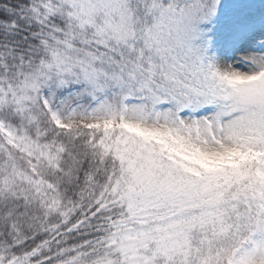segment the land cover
Instances as JSON below:
<instances>
[{"label":"snow or ice","instance_id":"snow-or-ice-1","mask_svg":"<svg viewBox=\"0 0 264 264\" xmlns=\"http://www.w3.org/2000/svg\"><path fill=\"white\" fill-rule=\"evenodd\" d=\"M0 264H264V0H0Z\"/></svg>","mask_w":264,"mask_h":264}]
</instances>
